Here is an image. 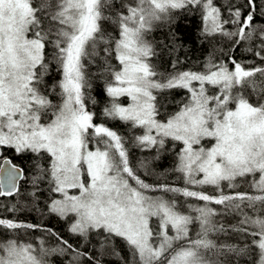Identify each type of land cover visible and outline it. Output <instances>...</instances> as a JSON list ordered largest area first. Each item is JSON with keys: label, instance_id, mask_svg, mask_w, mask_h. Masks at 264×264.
Listing matches in <instances>:
<instances>
[{"label": "snow or ice", "instance_id": "obj_1", "mask_svg": "<svg viewBox=\"0 0 264 264\" xmlns=\"http://www.w3.org/2000/svg\"><path fill=\"white\" fill-rule=\"evenodd\" d=\"M0 264H264V0H0Z\"/></svg>", "mask_w": 264, "mask_h": 264}]
</instances>
